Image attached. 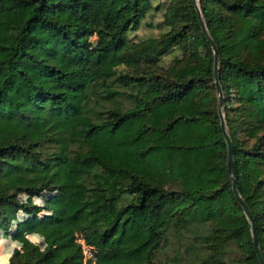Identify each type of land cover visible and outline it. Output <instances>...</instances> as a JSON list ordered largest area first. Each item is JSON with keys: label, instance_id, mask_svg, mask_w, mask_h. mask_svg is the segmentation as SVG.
Returning <instances> with one entry per match:
<instances>
[{"label": "trees", "instance_id": "obj_1", "mask_svg": "<svg viewBox=\"0 0 264 264\" xmlns=\"http://www.w3.org/2000/svg\"><path fill=\"white\" fill-rule=\"evenodd\" d=\"M200 3L235 177L264 254V0ZM156 9L153 0H0V229L36 216L37 240L45 227L49 245L11 249L9 264H84L78 233L96 249L87 264H170L171 234L181 248L172 260L261 264L234 194L215 55L195 0H172L166 31L131 42ZM178 47L184 56L159 73ZM49 192L56 206L43 223V207L19 197L44 203Z\"/></svg>", "mask_w": 264, "mask_h": 264}, {"label": "rangeland", "instance_id": "obj_2", "mask_svg": "<svg viewBox=\"0 0 264 264\" xmlns=\"http://www.w3.org/2000/svg\"><path fill=\"white\" fill-rule=\"evenodd\" d=\"M172 2V0H153V4L155 7H157L156 10H153L151 13H149V15L146 17V19L142 22L141 27L138 30L132 31L129 33L128 38L130 39L131 42H138L141 40H145V39H149L151 37L154 36H159L161 33L165 32L166 29L164 28L163 22H164V14L166 9L169 7V4ZM184 56V50L181 48H175L171 51V53H169L167 56L162 58V61L159 63V69H157V71L160 73L162 70L165 69H170L173 66H176L178 64V59L182 58ZM119 73H125L127 72V69L125 66H122L118 69ZM54 194L56 195L55 192H49V193H44L42 195V197L46 196L48 198V196H52V198L54 197ZM36 198L38 197H34V196H29V195H21L19 197V199L21 201H25L28 202L29 204H37L41 207H43V211H41V213L38 215V219H40L43 223L46 217L45 214L49 211H53L55 206H56V202L51 201L48 198L46 199V201L44 203H38V201L36 200ZM23 213V212H22ZM20 213V215L22 214ZM19 215V216H20ZM25 217L28 216V218H25V223H24V227H20V229H18L17 231H13V227L14 225L11 226L10 230L1 228L0 229V235L1 234H5L7 233L8 235V241L5 240L3 242H0V256L6 255L8 254V258L9 261L7 264L10 263V256H9V251L11 249H22L25 250L27 249L30 245L34 244L38 247H40L41 249L45 250L48 248V243L46 242L45 239V227L43 229V237L42 239L40 238L39 240H37V235L35 230L38 229V227L35 224L36 220V216H29L24 214ZM80 235H82L81 233H78ZM193 235V234H191ZM76 239H77V235H76ZM21 242L22 244H19L17 242ZM184 242V241H183ZM187 243L190 244H194L196 246L197 242L195 241V239L191 236L186 240ZM14 246V247H11ZM166 248L167 251L165 254H163L162 258L164 260L167 259L168 257V263L170 264H185L187 262H183V261H175L172 260L171 258L173 256H175L176 254V250L177 249H181L180 248V242L178 240V238L171 234L170 235V239L166 244ZM232 251H235V248L232 247Z\"/></svg>", "mask_w": 264, "mask_h": 264}, {"label": "water", "instance_id": "obj_3", "mask_svg": "<svg viewBox=\"0 0 264 264\" xmlns=\"http://www.w3.org/2000/svg\"><path fill=\"white\" fill-rule=\"evenodd\" d=\"M195 6H196V10L198 12V15L200 17V19L203 22V28L204 31L206 33V35L208 36L211 44H212V49L215 55V68H214V76H215V86H216V90H217V95H218V99H219V106H220V116H221V126H222V130H223V134L225 136L226 142H227V146H228V164H229V173L231 175V178L233 180V190H234V194L235 197L237 199V201L239 202V204L241 205L244 214L246 215V217L248 218L249 222L251 223V230H252V236H253V241H254V245L255 248L258 252L261 264H264V254L263 251L260 248L259 245V241H258V237H257V233H256V229L253 223V218H252V214L250 212V209L247 206V203L245 201V199L243 198V196L241 195V192L239 191L238 188V184H237V180L235 177V167H234V154H233V143L232 140L230 138V135L228 133V129H227V123H226V119H225V108H224V91L220 82V74H219V61H218V51H217V46L214 43L211 35L209 34L207 25L204 21V16H203V12L201 9V3L200 0H195Z\"/></svg>", "mask_w": 264, "mask_h": 264}, {"label": "built area", "instance_id": "obj_4", "mask_svg": "<svg viewBox=\"0 0 264 264\" xmlns=\"http://www.w3.org/2000/svg\"><path fill=\"white\" fill-rule=\"evenodd\" d=\"M76 242L80 245L84 254V264H87L89 260H96V249L87 243L83 235L77 234Z\"/></svg>", "mask_w": 264, "mask_h": 264}]
</instances>
